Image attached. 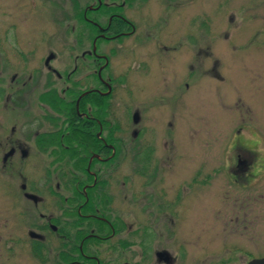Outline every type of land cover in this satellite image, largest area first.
Segmentation results:
<instances>
[{"label": "rangeland", "instance_id": "1", "mask_svg": "<svg viewBox=\"0 0 264 264\" xmlns=\"http://www.w3.org/2000/svg\"><path fill=\"white\" fill-rule=\"evenodd\" d=\"M51 1L0 0V38L6 33L10 38L15 25L17 42L9 54L55 57L45 74L53 78L54 69L66 72L59 85L62 99L73 79L77 90L101 87L96 73L103 63L92 57L86 40L91 34L79 18L76 49L63 12L60 39L37 46L40 35L48 40L54 33L49 14L32 10H69L63 0L55 8ZM163 1L140 0V16H129L141 45H134L135 36L126 39L114 46L110 62L112 77L125 78V84L117 86L109 103V123L120 127L113 136L118 156L99 177L112 198L108 215L124 226L109 244L126 240L128 264L138 261L142 239L150 242V264H247L264 257V0H171L176 12L166 22L163 11H155L163 10ZM90 4L95 3L77 0L78 10ZM88 18L105 23L103 14ZM185 27L195 41L206 35L205 42L189 45V74L166 51ZM106 46L98 43L97 53L106 52ZM71 55L77 65L73 76ZM21 145L26 155L11 159L12 175L0 170V257L4 261L6 247H12V264H41L31 254V247L41 244L47 249L45 264H54L58 241L66 246L77 231L70 224L73 213L65 211L69 190L60 185L55 196L52 159L42 157L32 141ZM147 148L152 149L149 167ZM46 168L50 189L43 187ZM60 175L64 185L68 176ZM8 204L12 218L4 215ZM55 217L66 237L50 230ZM106 246L95 245L101 253Z\"/></svg>", "mask_w": 264, "mask_h": 264}, {"label": "flooded vegetation", "instance_id": "2", "mask_svg": "<svg viewBox=\"0 0 264 264\" xmlns=\"http://www.w3.org/2000/svg\"><path fill=\"white\" fill-rule=\"evenodd\" d=\"M37 2H40V5L42 3V0H36ZM45 1V0H43ZM171 0H164L163 1V10H155L156 12L163 11V14L165 15L164 21H167L168 14H172L176 12L174 10L173 5L170 3ZM95 3L90 4L86 6V8L83 11V18L84 20L93 25L97 29V35L95 38L92 39L90 42L91 47V55L93 58H96L97 60L102 61V67L103 69L99 72V70L96 73V84L100 85L101 87H91L86 92H94L98 95H101L103 97L107 98L106 103V109L104 111L103 115V125L99 121H95L94 117L92 115L91 109L88 108L89 115H85L84 113L78 112V105L77 100H75V114L80 115L81 117H84L89 121L90 123L96 122L99 126V130L96 133V138L100 140L101 147L103 150L105 148H112L108 143L109 138V103L114 95V91L117 89V86H124L125 78H113L110 72L111 68V58L116 54V49L114 46H119L118 44H122L126 39H129L133 36L135 38L133 39L134 45H141V38L136 36L137 32V26L131 20L129 13H133L134 16H140L141 10H139L140 7H138V4L140 0H93ZM172 2V1H171ZM69 6V10H32L33 14H36L37 12L41 11L44 13L49 14V19L51 20L52 24L51 27L53 29V35L49 36L52 38H48V40H43L45 38H42L41 35L38 37L37 46H40L43 42V45H45V41H56L60 39L61 32H60V26L62 25L63 21L66 19H63L61 17L62 12L64 13V18H66L69 15L68 21L70 22V29L72 31V40L73 42V50L76 49L77 46V21H78V7H77V0H63L64 6ZM173 3V2H172ZM60 6L61 0H52L50 2V5L52 7L54 6ZM55 8V7H54ZM98 10H103V15L105 16V23L103 26L98 24L97 22L89 19L87 17V12H96ZM184 11V10H181ZM167 16V17H166ZM55 18L57 19L55 21ZM56 25V26H55ZM203 28H206L205 25L203 26V22L200 24ZM55 27H58L59 29H56ZM198 27L199 31L202 29L203 31H206L203 28ZM14 29L15 25L12 24L10 27L11 35L10 38H8V34L6 33L4 38H0V170L3 171L2 173L8 174V176L12 175L13 173V165L11 162V159L19 153L21 158H24L26 155V151L23 149V146L21 143L25 142H34L35 148L39 154L42 155V157H48L53 159V151L50 147H42L39 149L36 145L37 142L43 141V142H59L64 139V136L67 134V129L70 126V121L66 117V113L64 111H61L60 105L61 102L63 104H66L71 100V95H76L77 93V87H76V79H73L71 81L70 89H67L65 93V98L62 99L60 96L61 89L59 87L60 82L63 81V75L66 72H59L58 70L54 69L51 71L53 78H51V75L45 74V68L49 65L50 62L54 60L55 57L52 55H48L46 59H43L40 55L34 54L29 55L22 52V54H9V50H12L11 48L14 46V43L17 42V39L14 35ZM41 29H38V31ZM202 33V31H200ZM29 35V32L27 33ZM56 34V35H55ZM179 36H176L173 38L174 40L171 41L172 45L170 48H168L166 51L173 53L170 57V60L172 62H181L183 70L187 67L185 66L188 61V49L189 45L192 41H195L194 38H190L189 34V28L185 27L182 28V32L179 34ZM205 35L202 34L196 43L199 44L201 42H205ZM57 37V38H54ZM102 36V37H100ZM87 38L89 39L88 35ZM88 39H86L88 41ZM101 39L102 42L106 43L107 45H110V47L106 46L104 47L106 52H102V54L97 53V47L95 50V54H93V45L95 43V46H97V41ZM180 39V40H179ZM96 40V41H95ZM40 42V43H39ZM193 44V43H192ZM204 44V43H203ZM28 45V44H26ZM37 49V48H36ZM200 51V50H199ZM25 52V51H24ZM70 59L73 61L74 65L73 68L70 70V75H76L77 71V65H76V55H71ZM31 63L33 64L31 66ZM101 67V68H102ZM100 69V68H99ZM106 71V75H103L102 72ZM189 74V73H188ZM93 75V73L91 74ZM93 79V78H92ZM93 82V81H92ZM109 88L110 93L107 95H104L108 92ZM85 93V92H84ZM71 94V95H70ZM64 100V101H63ZM51 113H53L51 115ZM75 117H71V119H74ZM37 128V130L34 132V129ZM73 129L74 133L76 131V121L74 120L73 125L71 127ZM34 133V134H33ZM114 153V151L112 152ZM139 156L141 155V152L137 153ZM96 156V157H94ZM91 162L93 159H96L98 162H102V165L99 163L97 165L102 166L101 170L100 168L90 170V165L87 167L86 171L87 173L92 177L93 182L91 186H95L98 178L101 177V175H104V166L108 165L106 164L108 158L104 155H92L90 158ZM90 162V164H91ZM52 163V161H51ZM54 164V180H56L55 185V196L59 197L57 194L60 190V185L62 187H65L66 182L63 185V181L61 179V172H60V164L58 162L53 163ZM45 171L48 172L44 178V184L48 189H50V181L52 179L51 173H49V170L47 168ZM76 173V172H75ZM101 180V183H99L97 187V191L101 190L105 192V194L109 195V187L106 180L103 178H99ZM49 185H48V184ZM10 185V184H8ZM7 185V186H8ZM47 185V186H46ZM90 187V185L85 184L83 187V191L85 192L86 188ZM7 189V198L10 197V191L11 186ZM22 190H25V186H21ZM12 196V195H11ZM98 201V199H96ZM6 207L2 208L5 210V216L8 218H12L13 213L9 211V204L4 205ZM2 206H0L1 208ZM109 205L108 208L105 207V215L109 214ZM98 211V209H96ZM60 212L62 215V207L60 205ZM59 212V213H60ZM93 218L97 220H101L104 222L110 229L111 233L107 234L106 232L102 235H96L93 233V231L88 235L89 237L95 238L99 241L97 244H101L105 242L107 244L106 251L101 253L97 251L95 248H89L90 253H100V257L94 255V254H86L82 252V242L79 246V250L81 251V255L84 258V261L86 264H91L88 262V260L92 261L94 264H128L126 262V247L123 246L126 240H117L116 246L110 245L109 242L119 237L122 231L115 232L113 227L110 225L109 221L105 217H98L90 215ZM3 215L0 214V218ZM60 219V218H59ZM57 217H55L54 222L55 224H49V228L53 232H57L60 235H66L65 233L61 232L60 230V221ZM1 221V220H0ZM7 222V221H6ZM44 229V228H43ZM41 229L40 231H43ZM77 236V233L74 232L72 235L69 234L70 240L69 244L65 246V244L62 243V241H58V245L56 247V253H55V261L54 264H63L62 262V252L66 251L67 249H72V245L74 244L73 238ZM2 235H0V239H2ZM66 237V236H65ZM7 238H12L10 236H7ZM147 243V246H144ZM150 244L149 241H145L144 239L140 240V243L138 244V248L140 252H138V261H134L133 264H150V250L151 248L148 246ZM38 246V245H37ZM45 249L43 245L35 248V246L31 247V254L38 260L39 263L45 264L46 257H45ZM121 250V252H120ZM1 251V250H0ZM3 258L0 257V264H12V247H6ZM2 256V254H0ZM72 257L74 259L67 263V264H84L77 259L75 260L76 255L73 254Z\"/></svg>", "mask_w": 264, "mask_h": 264}, {"label": "trees", "instance_id": "3", "mask_svg": "<svg viewBox=\"0 0 264 264\" xmlns=\"http://www.w3.org/2000/svg\"><path fill=\"white\" fill-rule=\"evenodd\" d=\"M78 18L84 24L86 28H88L89 42L92 41L93 33L97 32V29L87 23L83 18V11L78 10ZM93 12H87L88 14ZM95 14H102L103 10H98L94 12ZM98 33V32H97ZM102 42L101 39L97 41V44ZM89 89H85L84 91L77 90L76 95H71V100L66 104L61 102V111L66 113L67 119L70 121V126L67 129V134L64 136V139L59 142H43L39 141L36 143L37 147L41 149L42 147H50L53 151L52 163L58 162L60 164V172L64 176H68L66 181L65 189L69 190L70 197L67 198V201H70L67 205L68 209L65 208L66 213L71 215L73 213V224L77 229V236L73 238L74 244L72 245V249H67L65 252H62V262L63 264H67L71 262L74 257L73 254L76 255L75 260L85 263L84 258L81 255V251L79 250V246L82 242V252L86 254H94L100 257V253H90L89 248H95V245L99 243V241L95 238L89 237L88 235L93 231L94 234L102 236L105 232L107 234L111 233V229L101 220H97L90 215L105 217L110 225L113 227L115 232L122 231L123 222L118 217L111 218L110 215H105V207L110 208V204L112 203V198L110 195H106L105 192L99 190L97 191V187L101 180L96 183L95 186H91L93 179L87 173L86 169L89 166V160L92 155H104L108 158L106 164L113 163L118 156L119 152V141L116 140L113 136L119 132L120 127L118 124H111L108 122L109 127V138L107 143L112 148H103L101 147V142L96 138V133L99 130V126L96 122L90 123L86 118L81 117L80 115L75 114V100L81 94L88 91ZM107 98L101 95H98L94 92H89L86 96L80 99L78 103V112L84 113L85 115H89L88 108L91 109L92 115L95 121H99L101 125H103V115L106 109ZM110 113V108H109ZM71 117H75L71 119ZM74 120L76 121V131L74 133L71 128ZM114 151V153H112ZM137 156H139L137 154ZM152 156V149L147 148V153L145 154L146 165L149 167ZM102 165V162H98L96 159H93L90 164V170H94L97 164ZM76 172V173H75ZM140 176L144 174L143 170L137 171ZM85 184L90 185V187L86 188L85 192L83 191V187ZM98 199V201H96ZM96 209H98V212ZM109 214L111 213L110 209H108ZM73 227V226H72ZM64 231V230H63ZM123 246L126 247V244ZM36 246L35 248L37 249ZM89 263L94 264L92 261L88 260ZM102 264V263H101Z\"/></svg>", "mask_w": 264, "mask_h": 264}, {"label": "water", "instance_id": "4", "mask_svg": "<svg viewBox=\"0 0 264 264\" xmlns=\"http://www.w3.org/2000/svg\"><path fill=\"white\" fill-rule=\"evenodd\" d=\"M100 37H102V36H100ZM95 41H96V40H95ZM95 50H96V46H95V43H94V45H93V54H95ZM102 69H103V67L99 69V72H100ZM110 90H111V89L109 88L108 92H107L106 94H104V95H107L108 93H110ZM88 93H89V92H85V93H83V94H81V95L79 96V98H78V100H77V105H78L80 99L83 98L84 96H86ZM133 121H134V122L137 121V116H136V115L133 116ZM94 157H96V156H94ZM90 162H91V159L89 160V165H90ZM88 167H89V166H88ZM30 198H32L34 201H36V199H35L34 197L30 196ZM247 264H264V257H263V258L252 259V260H250Z\"/></svg>", "mask_w": 264, "mask_h": 264}]
</instances>
